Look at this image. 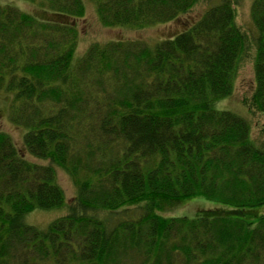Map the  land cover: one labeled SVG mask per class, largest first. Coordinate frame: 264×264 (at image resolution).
Instances as JSON below:
<instances>
[{
  "label": "trees",
  "instance_id": "16d2710c",
  "mask_svg": "<svg viewBox=\"0 0 264 264\" xmlns=\"http://www.w3.org/2000/svg\"><path fill=\"white\" fill-rule=\"evenodd\" d=\"M24 1L46 15L0 4V94L23 130V151L0 131V264H264V127L254 141L243 116L215 108L251 43L248 107L264 115V0L252 37L238 0H93L104 27L133 30L213 3L171 38L92 44L77 60L84 0ZM195 198L219 206L164 216ZM55 209L44 230L24 221Z\"/></svg>",
  "mask_w": 264,
  "mask_h": 264
},
{
  "label": "rangeland",
  "instance_id": "374dc122",
  "mask_svg": "<svg viewBox=\"0 0 264 264\" xmlns=\"http://www.w3.org/2000/svg\"><path fill=\"white\" fill-rule=\"evenodd\" d=\"M253 1L238 0L235 5L236 24L249 37H252L256 32L251 17V5ZM212 3L211 1L198 3L191 11L173 22L146 29L133 30L120 27H104L97 17L94 1L84 0V17L74 20L77 30L74 59L81 58L92 44H105L112 41L126 40H141L148 44H153L157 41L171 38L195 22ZM0 4L14 6L22 12L38 17L46 15L37 6L24 0H0ZM254 56L255 49L251 43H248V49L240 63L232 94L228 98L217 102L215 108L243 116L251 126L252 139L257 141L260 137V130L264 127V115L248 107L254 90ZM10 104L11 97L8 94H0V131L10 135L18 149L23 151V130L11 123L9 119ZM27 159L35 163L45 164L30 157H27ZM56 176L59 185L64 191L66 201L68 204L72 203L76 196V187L70 176L60 169L56 170ZM218 206L205 199L195 198L164 212V216L194 217L196 216L195 214L212 210ZM255 211L258 212V215H262L264 214V207L257 208ZM65 212V209L50 211L35 210L26 215L24 221L39 230H44L53 220L61 217ZM253 221L255 222V220Z\"/></svg>",
  "mask_w": 264,
  "mask_h": 264
}]
</instances>
